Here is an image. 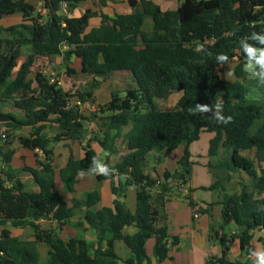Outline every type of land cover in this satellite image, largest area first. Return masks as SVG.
Wrapping results in <instances>:
<instances>
[{"label":"trees","instance_id":"trees-1","mask_svg":"<svg viewBox=\"0 0 264 264\" xmlns=\"http://www.w3.org/2000/svg\"><path fill=\"white\" fill-rule=\"evenodd\" d=\"M81 1L86 0H46L49 12L43 22L40 15H34L35 6L26 0H0V21L4 16L18 12L23 13L25 21H30L7 28L5 32L12 38L0 35V73L3 72L0 102L11 101L25 113L22 118L8 114L11 118L6 124L9 140L5 143H12L14 131L32 127L30 136L18 139L21 145L36 152L37 165L41 167L30 170L39 188L36 191L28 190L7 166L0 168V264H40L38 243L49 245L50 257L46 264H122L114 251L102 249L105 241L117 240L124 241L135 255V261L141 264L148 259L146 244L153 237L157 238L156 254L165 258L168 230L161 225L163 217L156 220L153 212L163 203L160 199L169 188L164 183L158 184L146 173L148 154L156 151L166 155L182 145L188 147L206 132L212 135L210 155L218 157L227 153L220 166L214 168L217 182L209 187L225 192L221 199L222 227L234 223L243 229L239 239L244 252L250 253L247 246L254 231L264 232V197H255L256 193L264 192V171L260 174L254 162L242 152L257 148L259 162L264 161V126L251 133V127L263 112L260 105L247 102V88L243 83L225 78L224 66L227 61L237 60L235 73L243 79L247 76L246 63L254 61L258 74H264L262 58L256 54V49L264 48V0H183L172 11H163L151 0H130L132 5L140 3L141 11L114 18L102 15V24L89 31L87 28L95 12L88 10L79 16L70 15ZM63 2L69 3L66 12L62 10ZM146 17L153 21L151 31L143 29ZM22 47H29L30 54L15 75L14 68ZM56 54L63 55L70 73L75 71L71 62L79 58L81 70L86 74L95 76L124 71L130 75L132 84L125 97L114 96L100 107V112H88L79 106L68 107L72 95L44 70L33 69L38 58ZM220 54L227 56L224 63L217 59ZM32 73L35 74L33 79L30 78ZM34 82L39 90L33 89ZM176 91L183 95L175 105L161 108L156 102ZM78 93L81 102L93 96L91 90ZM217 102L222 106L215 107ZM198 106H208L211 110L202 112ZM217 115L231 116L233 121L226 125L218 123ZM97 118L105 120L106 130L91 139L100 144L106 156L118 154L119 139H123L130 150L114 168L107 170V176L100 174L99 179L118 174L120 181L113 184L115 194L123 196L133 185L138 191L133 214L119 199L115 200L114 208L93 210L100 197L97 192L88 195L85 220L98 233V247L94 250L85 239L64 240L60 236L59 229L70 218L72 210L62 192L56 190L51 143L66 138L84 140L87 135L85 123ZM47 122L58 125L56 136L48 137L42 132ZM1 147L0 162L9 163L14 150ZM39 150L43 158L38 157ZM188 156L186 152L182 157V169L177 174L184 183L188 171L183 166L188 165ZM100 161V154L87 142L85 156L71 159L60 169L64 190L74 191L79 173ZM237 170L249 175L253 190L245 186L240 193H226L221 174ZM42 216L56 220L58 228L43 229L37 222ZM10 224L19 228L33 227L35 240L12 236ZM132 224L138 227V232L125 236L124 227ZM234 237L235 234H225L223 246L226 247L229 239ZM261 241L264 247V233ZM256 262L253 258L232 260L224 251L208 264Z\"/></svg>","mask_w":264,"mask_h":264},{"label":"crops","instance_id":"crops-1","mask_svg":"<svg viewBox=\"0 0 264 264\" xmlns=\"http://www.w3.org/2000/svg\"><path fill=\"white\" fill-rule=\"evenodd\" d=\"M137 1L141 2V0ZM151 1L160 5L163 11H172L176 10L183 0ZM26 2L35 6L34 15H40L41 13H39L38 10L46 6V0H26ZM141 9L140 3L132 5L130 0H86L77 4L76 10L72 13V16L82 15L88 10L95 12L87 28V31H89L93 28H98L102 24V15L114 18L121 14L136 13L141 11ZM41 17V20L45 22V17ZM149 19L151 18L146 17L144 21L143 29L145 31H151L154 27L152 21L150 28H145V22ZM23 22L30 23V21L24 20L22 12L4 16L0 21L1 37L12 38L5 30L20 25ZM258 49H263L264 51V48ZM258 49H256V54ZM4 50L5 45L2 46V51ZM19 52V58L16 60L17 65L14 68L15 75L21 67V64L26 61L27 56L30 54V48L22 47ZM257 55L260 58L264 57V54ZM43 58L46 59L48 64V70L45 72L50 73L52 79L59 81L61 87L72 95L70 102H81L80 98H78L79 91H93V96L86 97L83 102L85 104H92V107L88 108L86 105L79 106L81 107L80 109L87 110L88 112H100V107L109 103L114 96L121 98L125 97L128 85L132 84L130 75L124 71L95 76L86 74L81 70V60L75 58L71 62V68L75 69V71L70 73L64 63L62 54L40 57L37 59V62ZM37 62L33 67L34 70H37ZM237 64V60L226 62L224 66L225 78L228 81L233 82L239 80L243 83L247 88V102L261 106L263 115L260 119L256 120L251 127V133H256L264 126V74H258L256 69V73L252 76H246V78L240 79L235 73ZM56 74L57 76H55ZM34 75L35 74L32 73L30 78L33 79ZM97 81L98 83H95ZM75 83L80 89L76 90V92L72 91V89L74 90ZM118 88L124 90H120V92L117 93L116 90H119ZM33 89L39 90L36 82L33 83ZM176 92L179 93L178 95L182 93L180 91ZM174 93L165 98V100L171 98ZM179 97L180 96H178V98ZM159 100L160 99H157L156 102L159 103ZM8 114L15 115L17 118H22L25 115L24 111L16 108L13 102H0V115L8 116ZM107 114L104 113V115ZM52 118L55 117L52 116ZM9 121L10 120H5L0 122V129L6 130V124ZM45 124L42 132L46 136L54 137L59 133V127L55 122H47ZM85 127L87 128V135L84 140L77 141L66 138L51 143V147L53 149V164L56 167V190L62 192L63 199L72 210L70 218L67 219L59 229L60 236L64 240H69L71 238L85 239L94 246L95 250L98 247V233L95 229L90 228L85 220V215L88 211V195L91 192H97L100 197L98 204L93 210L114 208L115 200L119 199L133 214L137 208L138 188L133 185L123 196H120L113 192V184L117 185L120 181L118 174L113 178L108 177L106 179H99L98 176L100 175L101 169L110 170L114 168L123 156L130 153V150L126 147V143L123 142V139H119L117 143L119 149L118 154L106 156L100 144L96 140L91 139L95 135L102 134L106 130L105 120L100 118L88 120L85 123ZM32 131V127L25 126L13 132L14 140L12 143H8V145L7 142H4L5 144L2 145L3 148L7 150H14L12 158L9 163L0 162V164L1 168L7 166L8 169L13 170L16 179L25 184L28 190L36 191L39 188L30 171L32 169L41 168L37 165L36 152L21 145L18 139L21 136H30ZM211 137L212 135L206 132L201 135L200 140L188 147L182 145L175 151L166 155H164L163 152L156 151H152L148 154L147 166L145 167L146 173L151 174L152 177L157 180L158 184L164 183L169 188L164 198L160 199L163 203L158 204L156 211L153 212V216L156 220L159 216L163 217L161 225L167 227L169 234L167 240L168 254L165 258H161L156 254L155 244L157 238L153 237L146 244L148 259L141 264H208L210 259L218 258L224 251H226L228 256L232 257L233 260H238L240 256L242 257L241 254L244 252V249L242 248L239 237L242 235L243 229L238 228L234 223L228 224L227 229H225L226 226L225 228L222 227L223 205L221 204V199L225 192L221 189H209V187L218 180L214 173V168L217 166L219 167L223 157L227 156V153L218 157H212L210 155L209 142ZM6 140L8 141L9 138L7 137ZM87 142L90 143L91 149L100 154L101 161L98 165L91 167L87 171L80 172L75 190L66 192L59 175L60 169L64 168L71 159L77 160L83 158L86 153ZM186 152L189 154L188 165L183 166V169L188 171V179L186 183H184L177 178V174L182 169L180 161ZM37 153L39 158H43L41 150L37 151ZM242 153L254 162L260 174L261 171H264V161L261 163L259 162L257 148L246 150ZM221 179H223V186L227 190L226 193H240L245 186H249L250 191L253 190L252 179L242 170L226 174L223 173L221 174ZM184 185H188L189 189L184 188ZM9 186H12V184L10 183ZM255 197H264V192L262 194L256 193ZM195 214L199 216L196 218ZM37 222L43 229L58 228L57 221L49 217L42 216ZM8 228L14 237H18L21 240H35V230L31 226L19 228L10 224ZM137 232L138 227L134 224L126 225L123 229V234L125 236L134 235ZM263 233V230L260 229L254 231L253 238L247 246L251 252H246L247 257L240 260H246L247 258L258 259L257 253L264 252L261 241ZM225 234L236 235V237L229 239L226 247L222 244V238ZM174 240H176L175 244ZM37 248L41 254L40 264H46L50 257L49 245L46 243H38ZM102 249L114 251L120 258V263L122 264H138L135 261L136 258L133 252L122 240L105 241ZM129 260H133L134 262L127 263Z\"/></svg>","mask_w":264,"mask_h":264},{"label":"rangeland","instance_id":"rangeland-1","mask_svg":"<svg viewBox=\"0 0 264 264\" xmlns=\"http://www.w3.org/2000/svg\"><path fill=\"white\" fill-rule=\"evenodd\" d=\"M42 16H44L45 17V20H47V15H42ZM152 24V20L151 19H149V20H146V22H145V28L146 29H149L150 28V25ZM257 54H259V55H262V54H264V51H263V49H258L257 50ZM36 68H38V69H42V70H44V71H47L48 70V64H47V62H46V59H40L38 62H37V65H36ZM245 70H246V73H247V77H250V76H252L253 74H255L256 73V69H257V63L256 62H254V61H249L247 64H246V66H245ZM48 73V72H47ZM258 73V72H257ZM50 76H52L50 73H48ZM55 76H57V74L55 75ZM98 82V81H97ZM96 83V82H95ZM69 87V86H68ZM96 89H98L97 87H95ZM127 88H129V85H128V87ZM95 89V90H96ZM119 90H116L117 91V93H119L120 92V90H124V89H120V88H118ZM76 90H80L79 88H78V86H77V84L75 83V85H74V90L72 89V91H75L76 92ZM179 93H177V92H175L173 95H172V97L171 98H169L168 100H165V99H163V100H159V106L161 107V108H165V107H169V106H173V105H175L176 104V101H178L181 97H182V93H181V95H178ZM178 96H180L179 98H178ZM178 99V100H177ZM3 144H5V143H3ZM0 168H1V164H0ZM228 228V225L226 226V228L225 229H227ZM246 252H242V257L240 256L238 259H244V258H246L247 256H246ZM231 259H232V257H230ZM233 260V259H232Z\"/></svg>","mask_w":264,"mask_h":264},{"label":"clouds","instance_id":"clouds-1","mask_svg":"<svg viewBox=\"0 0 264 264\" xmlns=\"http://www.w3.org/2000/svg\"><path fill=\"white\" fill-rule=\"evenodd\" d=\"M40 15L42 16V14H40ZM70 15H72V14H70ZM47 16H48V14H47ZM197 50H199V49H197ZM249 51H251V49ZM217 59L219 60L220 63H224L227 60V56L220 54V55H218ZM260 62L262 64H264V57H262ZM221 106H222L221 102H217L215 105V107H217V108H219ZM199 110L204 112V111H210L211 109L208 106H202V107H199ZM189 112L192 113L193 109H189ZM215 119L218 123H223L225 125L228 123H231L233 121V118L231 116L223 117V116L217 115V116H215ZM99 174H103V175L107 176V169H101ZM184 186H186V185H184ZM187 188L189 189L188 185H187ZM257 257H258V259H257L256 264H264V252L257 253Z\"/></svg>","mask_w":264,"mask_h":264},{"label":"built area","instance_id":"built-area-1","mask_svg":"<svg viewBox=\"0 0 264 264\" xmlns=\"http://www.w3.org/2000/svg\"><path fill=\"white\" fill-rule=\"evenodd\" d=\"M68 4H69L68 2H63L62 3V10H63V12H66V10L68 8ZM38 12L41 13L42 15H44V14L47 15L48 12H49V9L47 7L40 8L38 10ZM83 105H86L88 108H91L92 107V104H89V103L85 104L83 102H79V103H72V102H70L68 104V107H72V106H83ZM6 139H7L6 130L5 129H0V147L3 145V143L6 141ZM184 188H187V185L184 186ZM195 217H198V215L195 214Z\"/></svg>","mask_w":264,"mask_h":264},{"label":"water","instance_id":"water-1","mask_svg":"<svg viewBox=\"0 0 264 264\" xmlns=\"http://www.w3.org/2000/svg\"><path fill=\"white\" fill-rule=\"evenodd\" d=\"M2 76H3V72L0 73V80H1ZM5 120H11V118L9 116L0 115V122L5 121Z\"/></svg>","mask_w":264,"mask_h":264}]
</instances>
